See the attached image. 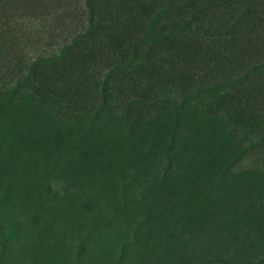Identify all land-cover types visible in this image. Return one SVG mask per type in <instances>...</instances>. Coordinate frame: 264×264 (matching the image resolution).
<instances>
[{"label":"trees","instance_id":"1","mask_svg":"<svg viewBox=\"0 0 264 264\" xmlns=\"http://www.w3.org/2000/svg\"><path fill=\"white\" fill-rule=\"evenodd\" d=\"M0 264H264V0H0Z\"/></svg>","mask_w":264,"mask_h":264}]
</instances>
